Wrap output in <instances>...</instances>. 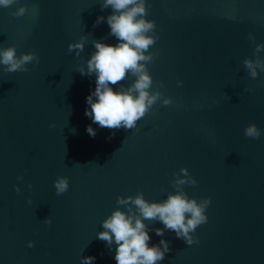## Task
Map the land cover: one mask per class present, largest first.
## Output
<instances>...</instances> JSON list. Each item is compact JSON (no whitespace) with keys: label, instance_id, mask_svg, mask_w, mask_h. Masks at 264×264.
I'll list each match as a JSON object with an SVG mask.
<instances>
[{"label":"water","instance_id":"obj_1","mask_svg":"<svg viewBox=\"0 0 264 264\" xmlns=\"http://www.w3.org/2000/svg\"><path fill=\"white\" fill-rule=\"evenodd\" d=\"M102 3L0 6V49L39 58L26 72L0 65V264H82L84 256L116 264L115 243L97 238L102 222L116 209L139 215L117 197L162 203L181 193L197 204L210 200L207 222L188 245L158 218L140 217L148 246L164 240L170 249L157 264H264V72L252 78L242 63L264 44V0H145L158 36L145 53L154 56L145 64L149 92L162 95L135 128L118 130L85 116L95 74L78 71L87 72L93 41L117 43L106 20L95 24L112 12ZM19 6L26 13L13 16ZM81 37L77 56L67 46ZM258 55L264 60V51ZM134 80L129 73L112 87L126 90ZM249 124L259 138L244 135ZM180 168L196 184H178L188 179ZM61 176L68 190L57 195Z\"/></svg>","mask_w":264,"mask_h":264},{"label":"clouds","instance_id":"obj_2","mask_svg":"<svg viewBox=\"0 0 264 264\" xmlns=\"http://www.w3.org/2000/svg\"><path fill=\"white\" fill-rule=\"evenodd\" d=\"M14 3H18V0H0V6L3 7H9ZM109 7L112 9L111 14L106 18L98 16L95 24L106 20L110 35L117 39V43L109 45L93 41L95 51L86 62L87 72L83 67L78 69L82 76L95 74L96 86L86 97V104L89 107L85 109L84 114L101 128L133 129L137 121L161 99L162 94L159 91L149 92L153 81L145 67V64L151 63L154 58L152 53L148 55L145 53L158 36L155 33L154 21L145 19L148 14L145 0H103L101 9ZM25 13L26 8L19 6L12 15L19 17ZM254 39V36L249 34V40ZM84 40L85 38L81 37L75 43H69L68 51L79 56L84 47ZM261 51H264V44H255V58H245L242 62L252 78L257 77V69L264 72V60L258 55ZM29 63H39V58L34 52L17 55L15 47L0 49V65L5 66L3 71L7 73L26 72L28 71L26 65ZM129 73L135 77L131 86L125 90L121 84L114 90L112 86L123 81ZM180 83L177 81V85ZM161 102L163 105L171 103L168 98H163ZM86 131L92 137L96 134L91 126H88ZM244 135L256 139L260 137L261 132L255 124H249L244 128ZM108 139H111V136ZM180 173L188 179H179L178 184H196V180L189 175L187 169L180 168ZM54 185L57 195L62 194L68 190V179L58 177ZM14 187L19 192L20 189ZM129 202L136 206L138 216L131 213V209L128 214L116 209L102 222L105 231L97 233V238L106 241L109 246L115 243L116 264H157L170 250L164 240H160L159 245L148 246L150 237L140 217L148 220L158 218L165 229L174 231L177 238H183L185 243L191 245L199 241L189 233L207 222L205 210L210 204L208 198L197 204L195 199L190 200L182 193L169 195L162 203H148L142 194L125 199L117 197L118 204ZM45 222L50 223L49 220ZM155 233L162 236L163 229L157 228ZM28 246H33L31 241L28 242ZM94 260L93 256H84L82 264H93Z\"/></svg>","mask_w":264,"mask_h":264}]
</instances>
